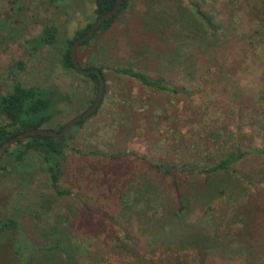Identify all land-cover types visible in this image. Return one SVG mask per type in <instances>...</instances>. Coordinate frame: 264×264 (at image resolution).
<instances>
[{
    "label": "rangeland",
    "instance_id": "obj_1",
    "mask_svg": "<svg viewBox=\"0 0 264 264\" xmlns=\"http://www.w3.org/2000/svg\"><path fill=\"white\" fill-rule=\"evenodd\" d=\"M92 2L0 0V94L11 91L14 79L50 93L57 113L43 127L56 129L95 99L85 75L59 65L64 39L93 22ZM194 6L219 26L216 36H209ZM44 28L54 29V45L32 41ZM263 28L264 0H130L107 31L77 47L79 66H100L106 89L96 114L67 133L58 186L70 194L54 195L36 155L0 170V220L17 223L16 230L0 234V264H23L20 256L28 254L27 264H36L37 249L54 243L64 250L51 254L59 264H224L187 247L180 250L177 219L160 218L177 208V181L180 191H190L196 180L177 172L158 174L145 161L177 164L189 154L212 153L206 134L217 129L231 134L227 147L238 136L244 148L264 150ZM17 62L22 69L14 70L13 78L8 71ZM119 67L151 79L161 76L169 87L194 83L189 89L194 96L187 100L142 88L115 75L112 69ZM121 153L118 160L107 158ZM236 168L257 175L264 159L251 158ZM137 189H143L137 192L140 202L132 206ZM142 205L157 210L159 219L152 230L149 222L130 229L136 243L123 230ZM183 213L190 224L199 217L194 202ZM217 223L207 222L204 229L212 231ZM214 232L223 238V231Z\"/></svg>",
    "mask_w": 264,
    "mask_h": 264
},
{
    "label": "trees",
    "instance_id": "obj_2",
    "mask_svg": "<svg viewBox=\"0 0 264 264\" xmlns=\"http://www.w3.org/2000/svg\"><path fill=\"white\" fill-rule=\"evenodd\" d=\"M115 2L116 0H93L91 11L93 21L112 9ZM129 2L130 0H121L119 9L110 18L103 20L96 32L78 47L86 45L90 40L94 39L97 33L107 31L111 27L114 19L127 8ZM192 12L208 30L209 36H216L219 26L213 22L212 18L201 12L197 6L193 7ZM90 25L91 23L85 24L83 28L75 30L70 38L64 39L63 46L59 52V65L63 70H73L76 72L70 61L69 48L74 40L88 31ZM262 33H264V28ZM257 37H255V40H258ZM32 41L34 43L38 41L48 46L54 45V29L44 28ZM21 69L22 63L17 62L13 70L10 69L8 71V74L13 76L14 70ZM82 69H96L101 73L104 94L106 87L104 85L105 79L101 72L102 68L100 66H87ZM112 72L115 75L137 83L142 88L152 91L182 96L187 100H190L194 96V92L189 91V89L196 87V85L191 82L176 88L166 85L161 76L151 79L143 71L130 67L113 68ZM85 77L93 83L96 96V76L89 72ZM49 94L36 86L23 87L16 79H14L11 91L0 94V116L4 121L0 124V147L7 140L21 132L47 126L52 117L57 113ZM95 114L96 112L91 116ZM89 117L75 123L71 129L76 130L80 128ZM63 125L56 129L50 127L43 128L59 131ZM67 133L61 138L29 135L22 140L15 141L0 157V160L3 158L6 159V165H0V170L5 169L8 165H20L27 156L31 154L36 155L40 159L42 169L48 178L54 195L59 197L68 196L70 193L66 190L59 189L58 186L60 158L63 154L65 141L70 138ZM230 135L225 133L223 136V131L220 129H217L215 132L210 130L207 132L206 136L210 139L212 153L214 154L210 152L209 154L199 152L195 156L189 154L187 158L179 159L177 164L167 162L153 163L148 161H145V163L150 170L158 174L172 176L177 172V176L184 174L182 175L183 177H190L192 180H196L195 186L192 182L194 187L190 191H180L177 181V189L175 188L177 208L169 212L170 214L160 213V218L177 219V231H179L177 245L180 247V250L187 247L201 258L209 255L210 258L216 259L224 264L233 262H238V264H264V169L260 168L259 170L261 172L256 175L242 173L236 168L245 160L251 158L261 157L264 159V150L244 148L240 144L238 136L227 147L226 140L229 139ZM92 153L105 157L104 153L96 151ZM124 155L122 153L121 155L107 154V158L118 160ZM139 190L142 191L143 189L135 190L136 192L131 197L132 206L140 202L139 197L141 192L137 193ZM136 201H138L137 204ZM191 202H194L199 212V217L194 224H190L187 220L182 219L183 212L186 211ZM125 206L124 204L121 206L122 211ZM158 219L157 210L156 212H150V209H146L143 205L137 207L133 210V215L130 216V221L132 220L131 224H134V226L128 223V226H130L129 229L125 228L127 226L124 227V236L137 243L139 238L137 236L134 237L130 229L131 231L133 229H142L141 225L149 222L150 229L152 230V226L156 224ZM214 219H217V225L214 226L215 228L212 231L207 232L204 229L207 222L213 224ZM172 228L173 226L168 231L170 236H173V232H171L173 231ZM16 229L17 223L13 218L3 217L0 220V234ZM220 230L224 232L223 238L221 236L217 237L214 234V231ZM149 231L148 234L150 233ZM139 236H142L140 231ZM148 236H150L151 240L152 234ZM23 251L24 245H19L17 252L22 254ZM37 252L36 264H59L56 257H52V255L55 253L63 254L64 250L59 244L54 243L47 247L38 248ZM257 254L262 257V260H257ZM20 257L22 263L27 264L30 261L31 255H21Z\"/></svg>",
    "mask_w": 264,
    "mask_h": 264
},
{
    "label": "water",
    "instance_id": "obj_3",
    "mask_svg": "<svg viewBox=\"0 0 264 264\" xmlns=\"http://www.w3.org/2000/svg\"><path fill=\"white\" fill-rule=\"evenodd\" d=\"M121 0H116L115 5L112 9L105 12L101 16H99L97 19H95L91 25L88 31L82 35L81 37L77 38L72 42L69 48V57L71 64L73 68L76 70L77 73L81 75H86L89 72L94 74L97 79V92L95 99L93 103L87 107L84 111L79 113L78 115L74 116L73 118L69 119L67 122L64 123L62 128L59 131L44 129V128H36L32 130H27L24 132H21L20 134L14 136L13 138L7 140L4 144L0 147V157L2 156L3 152L11 146L15 141L22 140L29 135H38V136H49L52 138H61L63 137L73 126L75 123L84 120L85 118L91 116L99 107V104L101 102L102 96H103V79L101 76V73L98 72L96 69L91 70H83L78 66L77 60H76V48L83 42L89 39L97 30L99 25L102 23L103 20L110 18L118 9L120 6Z\"/></svg>",
    "mask_w": 264,
    "mask_h": 264
},
{
    "label": "flooded vegetation",
    "instance_id": "obj_4",
    "mask_svg": "<svg viewBox=\"0 0 264 264\" xmlns=\"http://www.w3.org/2000/svg\"><path fill=\"white\" fill-rule=\"evenodd\" d=\"M92 103H93V102H92ZM92 103H91V104H92ZM91 104H90V105H91ZM90 105H89V106H90ZM89 106H88V107H89Z\"/></svg>",
    "mask_w": 264,
    "mask_h": 264
}]
</instances>
